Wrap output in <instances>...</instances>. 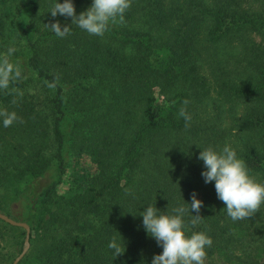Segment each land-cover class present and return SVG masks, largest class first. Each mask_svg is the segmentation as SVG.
Instances as JSON below:
<instances>
[{"label":"trees","instance_id":"16d2710c","mask_svg":"<svg viewBox=\"0 0 264 264\" xmlns=\"http://www.w3.org/2000/svg\"><path fill=\"white\" fill-rule=\"evenodd\" d=\"M8 1L0 189L21 208L0 201V210L31 228L18 264H151L162 249L138 215L149 205L187 210L186 232L212 240L204 264H264V205L233 221L197 159L229 145L264 183V0H130L102 36L72 25L63 38L47 25H71L48 13L55 0H14L25 24L13 34ZM91 2L74 0L77 13ZM18 60L28 76L4 82ZM194 190L203 201L195 224L186 202ZM0 227L21 230V253L26 230Z\"/></svg>","mask_w":264,"mask_h":264},{"label":"clouds","instance_id":"9594fccd","mask_svg":"<svg viewBox=\"0 0 264 264\" xmlns=\"http://www.w3.org/2000/svg\"><path fill=\"white\" fill-rule=\"evenodd\" d=\"M129 6L130 0H92L88 8L77 13L74 0H55L48 13L53 18H71V25H62L57 19L47 25L61 38L70 33L72 25L90 35L102 36L110 22H115L118 17L123 18ZM180 115L186 121L191 119L183 109ZM9 123L11 121L8 119L4 121L5 126ZM197 159L203 164L200 175L204 183L214 184L218 200L233 221L252 216L264 205V183L250 175L245 162L238 157L234 148L225 145L219 150L213 147L201 149ZM186 202L195 217L192 221L195 224L200 217L203 201L194 190L190 202ZM186 211L181 206L174 209L175 214H166L160 208L149 205L138 213L142 218L144 231L162 249L153 255L151 264H204L206 249L211 246L212 240L202 231L192 232L190 235L186 232ZM108 248L114 251L116 257L123 253L120 243L115 240L109 242Z\"/></svg>","mask_w":264,"mask_h":264},{"label":"rangeland","instance_id":"374dc122","mask_svg":"<svg viewBox=\"0 0 264 264\" xmlns=\"http://www.w3.org/2000/svg\"><path fill=\"white\" fill-rule=\"evenodd\" d=\"M7 10L8 12H12L10 19H8V22H9V33L13 34L17 32L16 30H14L15 27H18V26L21 27L25 24V9L18 7V3L15 2L14 0H9L8 3L3 7L4 12H7ZM233 49L236 54H241L240 53V51L242 50L241 48L234 47ZM18 64L13 63L12 65L5 68V70L2 72L4 82L10 81L11 79L18 77L20 75L19 72H24L25 75L28 76L27 72H25L26 71L25 65L23 63L20 64L19 60H18ZM226 69L233 70V71L235 70V68L232 65L230 67H227ZM241 73H242L241 80L243 81L245 80V76L248 74L243 71ZM4 195L6 196L5 193ZM4 195H3V190L0 189V201L2 202L1 204L9 203L11 210H13V212L20 210L21 207L19 206V203H17V200L10 203L9 202L10 200L8 201V199H6ZM13 212H11V214H13ZM0 213L6 214L9 217L13 218L14 220H17L15 219L14 216H10V214L2 210H0ZM17 221H21V220H17ZM22 222H25V221H22ZM21 241H22L21 230L15 229V228L4 229L0 227V264H13L16 258L21 254V253H18L20 249Z\"/></svg>","mask_w":264,"mask_h":264},{"label":"water","instance_id":"95a60500","mask_svg":"<svg viewBox=\"0 0 264 264\" xmlns=\"http://www.w3.org/2000/svg\"><path fill=\"white\" fill-rule=\"evenodd\" d=\"M0 219L8 222L9 224L13 226L22 227L26 230V239H25V246L21 252V254L16 258V260L13 262V264H18L20 260L25 256V254L28 252L30 248V234H31V228L28 223L14 220L13 218L9 217L6 214L0 213Z\"/></svg>","mask_w":264,"mask_h":264}]
</instances>
